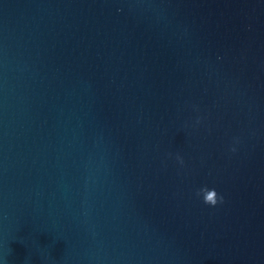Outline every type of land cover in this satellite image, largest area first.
Returning <instances> with one entry per match:
<instances>
[{"label":"water","instance_id":"1","mask_svg":"<svg viewBox=\"0 0 264 264\" xmlns=\"http://www.w3.org/2000/svg\"><path fill=\"white\" fill-rule=\"evenodd\" d=\"M0 259L264 264V0H0Z\"/></svg>","mask_w":264,"mask_h":264},{"label":"clouds","instance_id":"2","mask_svg":"<svg viewBox=\"0 0 264 264\" xmlns=\"http://www.w3.org/2000/svg\"><path fill=\"white\" fill-rule=\"evenodd\" d=\"M234 150V149H233ZM177 159H179V157L177 158ZM182 162V161H181ZM208 190V188H202L201 190H200V192L198 193L199 195H201L203 192H206ZM214 190V189H213ZM202 196V195H201ZM222 199V198H221ZM216 202L214 201L213 202V204H215ZM0 264H3V260L2 259H0Z\"/></svg>","mask_w":264,"mask_h":264}]
</instances>
